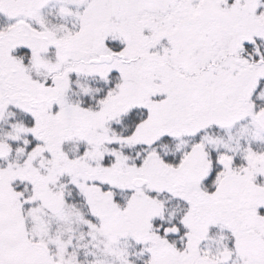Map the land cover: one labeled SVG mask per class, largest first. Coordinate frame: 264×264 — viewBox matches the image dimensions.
Listing matches in <instances>:
<instances>
[{
    "label": "snow or ice",
    "instance_id": "6c2138e0",
    "mask_svg": "<svg viewBox=\"0 0 264 264\" xmlns=\"http://www.w3.org/2000/svg\"><path fill=\"white\" fill-rule=\"evenodd\" d=\"M0 264H264V0H0Z\"/></svg>",
    "mask_w": 264,
    "mask_h": 264
}]
</instances>
